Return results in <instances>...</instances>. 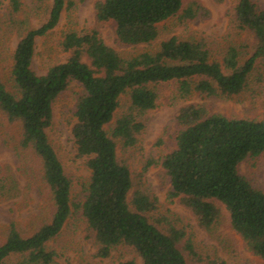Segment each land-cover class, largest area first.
Instances as JSON below:
<instances>
[{"label":"trees","instance_id":"16d2710c","mask_svg":"<svg viewBox=\"0 0 264 264\" xmlns=\"http://www.w3.org/2000/svg\"><path fill=\"white\" fill-rule=\"evenodd\" d=\"M9 2L11 14L18 12V0ZM182 4L183 0H96L93 8L98 26H113L116 43L137 46L153 42L161 22L175 17L185 24L197 16L200 8L182 9ZM71 7L70 0H51L45 22L28 29L14 47L11 89L0 80V116L18 128L17 152L37 160L52 206L50 221L30 236L23 237L13 224L8 227L0 244V264L11 255L19 257L17 264H54L55 254L46 244L59 234L71 213V180L46 130L52 122V104L70 81L82 88L70 133L76 156L85 159L89 171L80 209L93 235L95 256L106 258L112 248L125 246L142 264H187L179 247L184 231L167 221L160 222V228L149 220L156 201L131 191V173L118 159L117 144L135 145L145 113L156 104L153 85L173 80L180 100L194 94L221 98L240 94L256 60L264 61V7L252 0L235 4L237 27L250 32L254 41L253 51L242 63L236 47L227 48L220 63L204 42L175 36L161 41L153 52L122 57L91 29L65 32L60 46L70 53L66 61L50 66L44 74L35 73L31 67L35 39L51 31ZM123 95L125 103L115 116ZM175 120V147L160 162L171 196L179 197L204 230L215 222L222 206L231 230L252 255L264 260V191L252 187L237 170L246 157L264 152V120L227 117L196 103L180 105ZM19 192L11 168L0 165V202L15 199ZM184 248L193 254L188 242Z\"/></svg>","mask_w":264,"mask_h":264},{"label":"rangeland","instance_id":"374dc122","mask_svg":"<svg viewBox=\"0 0 264 264\" xmlns=\"http://www.w3.org/2000/svg\"><path fill=\"white\" fill-rule=\"evenodd\" d=\"M72 7L64 10L57 25L45 36L35 39L31 67L37 74L57 63L66 61L69 52L60 43L67 31L83 33L96 29L102 41L120 56L129 57L143 51H155L160 42L175 36L183 40L202 41L213 59L221 63L224 52L236 47L242 63L253 51L252 34L237 27L234 7L237 0H183L182 9L200 8L194 19L181 24L171 18L158 25V36L150 44L122 46L115 42L113 26H98L93 4L96 0H70ZM264 7V0H252ZM19 9L10 12L9 0H0V80L7 90L11 89V55L22 35L45 22L51 0H18ZM84 60V58H83ZM177 84L171 80L153 85L157 94L156 104L143 118V129L137 135L133 147L122 148L117 144L118 159L131 173L132 189L147 194L156 201V209L148 214L151 222L159 226L167 221L181 228L185 237L179 245L187 264H212L223 260L226 264H264V260L252 255L240 237L231 230L228 215L219 205L220 213L209 229H201L194 215L180 203L179 197L171 196V187L164 180L160 165L162 157L175 147L178 131L175 113L184 103L207 106L211 113L227 117L264 120V61L256 60L245 89L230 98L217 96L200 97L196 94L186 100L176 97ZM81 86L70 81L52 104V122L46 130L48 140L59 159L64 173L71 180V213L61 231L47 242L46 249L55 254L54 264H142L140 257L129 247L112 248L106 258L95 256L96 247L92 233L88 231L80 205L89 171L84 158L77 157L70 133L75 121L74 108ZM126 96L119 99L118 116ZM108 131L110 126L106 128ZM19 132L16 125L8 124L0 116V165L13 171L19 186L15 199L0 202V244L8 227L13 224L23 237L30 236L40 224L50 221L52 206L36 159L16 150ZM238 173L252 187L264 191V152L255 158L246 157L237 167ZM164 223V222H163ZM160 228L162 227L159 226ZM188 242L193 254L184 248ZM18 256H9L4 264H17Z\"/></svg>","mask_w":264,"mask_h":264}]
</instances>
